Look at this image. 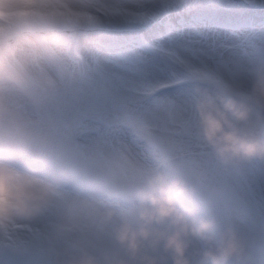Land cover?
<instances>
[{
  "label": "rangeland",
  "instance_id": "obj_1",
  "mask_svg": "<svg viewBox=\"0 0 264 264\" xmlns=\"http://www.w3.org/2000/svg\"><path fill=\"white\" fill-rule=\"evenodd\" d=\"M20 2L26 6L12 12H0V69L5 45L13 41L21 42L27 35H38L44 40L49 63L41 71L47 78L28 80L16 92L6 90L0 84V93L8 96L15 109L26 113L20 117L22 122L16 124L11 118L19 117L12 115L10 109L0 107V155H8L9 165L15 161L23 165L25 157L34 161L39 170L53 171L62 163H74L70 159L72 153L69 144L78 145L80 134H69L71 124L84 126L85 134L95 131L90 124L91 119L99 117V104L83 106L74 118L71 110L63 114L62 118L56 120L59 128L53 131L47 126L52 121H40L43 110L39 105L43 100L37 87L41 80L45 86L68 87L70 91L78 90L84 85L92 86L89 88L91 94L98 92L104 96L99 90L103 88L101 77H107L106 71L95 66L96 59L88 61L85 57L77 56L73 50L76 45L95 48V56H102L103 51L106 52L108 57L104 61L113 70L124 71L133 77L148 75L142 65H149L153 68L151 72L158 71L167 78L163 80L166 86L181 81V85L186 88L188 84L192 85L188 75L192 73L201 75L199 77L212 87H225L237 76L264 67V0ZM164 4H167V11L161 8ZM97 40L119 42L122 47H116V53L112 54L96 42ZM146 47L154 50L155 55H149L153 51L142 57H134L130 53H142ZM156 51L160 57L156 56ZM154 61L159 65L164 64L166 69H160L157 64H153ZM108 82L110 108L116 99L113 91L119 90L122 85L113 80ZM154 85L143 86L138 83L131 85V88H125L141 100L135 103L133 99L132 106L126 111L122 108H111V112L118 117L114 122L119 121L121 125L125 124L130 130L145 137L177 174L189 181L195 189L193 204L208 219L216 220L218 210H222L224 216L229 217L224 223L229 221V225L233 227L242 228L239 222L241 216L248 219L250 231L255 235L252 233L251 236H243L246 252L259 253L258 256L264 258V244L261 248L257 247V243L264 241V159L253 158L226 167L214 158L211 149L202 142L181 148L177 145L172 147L183 138L192 140L196 136L194 131L189 132L193 126L197 131V125H194L196 115L193 91L192 88L173 90L187 99L189 108L185 110L181 120L161 119L159 122L144 124L135 114L140 112L151 115L150 106L156 98L152 101L150 98L162 87ZM6 124L14 129L7 136L4 131ZM129 133L123 132V127L121 128L120 134L130 142ZM24 135L34 139V143L26 142L22 137ZM100 136L102 139L98 138L97 142L105 140L109 143L107 131ZM165 140H169L171 145L160 144L166 142ZM3 159L0 157V161ZM0 165L3 166L2 163ZM10 169L17 170L11 165ZM92 186L126 195L117 183L106 182L100 178L90 185ZM223 196H229V201L233 204L225 205L222 202ZM247 211L251 213V217L247 216ZM195 263L197 260L193 263L191 261V264ZM246 264H251V260L246 259Z\"/></svg>",
  "mask_w": 264,
  "mask_h": 264
},
{
  "label": "clouds",
  "instance_id": "obj_2",
  "mask_svg": "<svg viewBox=\"0 0 264 264\" xmlns=\"http://www.w3.org/2000/svg\"><path fill=\"white\" fill-rule=\"evenodd\" d=\"M44 40L27 35L5 45L0 84L16 92L38 80L48 66ZM195 99L197 134L224 166L264 159V67L212 87L189 73ZM5 136L14 129L5 125ZM7 202H0V264L23 257L19 241L30 234L14 225L39 227L49 237V264H191L189 238L205 244L210 264H246V241L231 225L198 219L194 187L180 175L158 169L126 172L124 161L109 155L82 165L62 163L47 175L31 159L10 170L5 157ZM117 183L127 212L102 206L91 196L97 179Z\"/></svg>",
  "mask_w": 264,
  "mask_h": 264
},
{
  "label": "bare ground",
  "instance_id": "obj_3",
  "mask_svg": "<svg viewBox=\"0 0 264 264\" xmlns=\"http://www.w3.org/2000/svg\"><path fill=\"white\" fill-rule=\"evenodd\" d=\"M21 0H11V2H6L4 0H0V12H12L13 10L17 8H24L26 6L25 3L20 2ZM2 17V15H1ZM74 53L78 56L85 57L88 61L95 60V66L101 69L102 71H106V78L101 77L103 88L99 90V92H103L104 96L100 93H90L89 88H92V86H82L78 90H72L70 91L68 87H62V88H52L49 86H45L42 83V80L40 81V84L38 85V93L43 100V103L39 105L40 109L43 110V117L40 121L49 120L52 121L51 124L47 125L48 129L50 131H53L57 128H59V124L56 121L59 118L63 117V114L68 113L70 110L72 111L73 118L77 115L80 108L86 105H93V104H99L101 105V110L99 113L98 118L91 119L90 126L91 129H95L92 134L88 133L85 134L83 131L85 130L84 126H77L72 125L70 126L69 134H73L75 132H78L80 134V138L78 140V148L70 143V151L72 154L70 159L76 163L77 165H82L88 158L95 157L98 160L103 159L106 156L109 155H115L118 156L121 160L124 161L125 165V171L126 172H135L137 170H143V169H150L149 164L146 162L142 156L138 154V152L135 150V148L132 146L130 142H128L121 134V124L119 121L114 122L118 119L116 117V113L111 112V108H122L123 110H127L130 108L133 104V99L135 103L137 101H140L141 99L135 94L125 90V88H131V85H138L141 84L143 86H149V85H157L161 82H164L163 80L167 79L164 75H161L158 71H153V68L149 65H142L143 68L148 72V75H145L144 77L137 78L131 76L129 73H126L121 70H113L112 66L105 62V58L108 57L107 53H103L102 56L94 55L95 48L89 46H81L76 45L74 48ZM157 52V51H156ZM134 57L138 56H146V53H141L139 51L133 52L135 55L130 52ZM165 54V53H164ZM156 56L160 55L156 54ZM153 64H157V62L154 61ZM152 64V66H153ZM139 66V65H138ZM157 66L160 69H166V66L164 64H157ZM198 75V74H197ZM42 79L47 78L43 73L40 75ZM201 76V75H199ZM206 79L212 80L210 77L203 75ZM108 80H113L115 83H118L119 85H122L119 90H114L113 93L116 97L115 100L111 103L110 108L108 107L109 104V97L110 94L108 93L109 89V82ZM193 86L191 84H188L187 89H191ZM160 92H158L159 94ZM65 94V95H64ZM62 95V96H60ZM113 95V94H112ZM157 94L153 95L150 98V101L154 100ZM7 95L0 93V107L3 109H10V113L14 115L15 117L19 118H11L14 123H20L22 122L20 117H22L23 114L26 115L25 111L15 109L14 106L10 103L9 98H7ZM188 104L186 96H182L180 93H167L165 95H160L158 98H156V101L151 104L150 111L151 115L149 114H143V113H136L135 117L143 122L144 124H151L153 122H159L158 120L161 119H170L173 121H179L181 118L184 117L185 110H188ZM0 114H2L0 112ZM112 119V120H111ZM27 123L28 121L25 120ZM114 122V123H113ZM46 123V122H45ZM194 125H197V120L195 118ZM106 131L108 132V136L110 137L109 143L101 140L97 142L98 138L102 139L100 136L101 134H105ZM195 132L196 136L192 140H187L186 138H183V140H180L178 143H174L172 147H176V145L181 148L183 146H190L191 143L198 144L201 142V140L198 138L197 131H195L194 126L191 127L189 132ZM24 137L26 142L34 143V139L28 138L25 135ZM16 139V138H15ZM17 140V139H16ZM143 140L145 142H149L146 140L145 137H143ZM18 141V140H17ZM166 142H160L161 145H171V142L169 140H165ZM68 145V146H69ZM39 148V147H38ZM51 148V147H49ZM149 157L153 158L154 160L152 163L156 161V158L162 160L165 162V160L157 153V151H152L149 154ZM170 157V156H169ZM151 163V164H152ZM150 164V165H151ZM164 164V163H159ZM158 165H156L157 168ZM3 166H0V202H7L9 199L6 195L5 188L6 185L3 181ZM93 188V187H90ZM229 196H223L222 202L225 203V205L233 204L232 201H229ZM128 210V209H127ZM127 210H117V212H127ZM197 212L199 210L197 209ZM218 215L216 221L220 223H224V221L229 219L228 216H224V213L222 210H218ZM251 213L247 211V216L251 217ZM250 219V218H249ZM225 223L229 224V221H226ZM249 223V222H248ZM14 228L18 231L27 232L30 234L29 238L26 240L19 241L20 246L24 249V255L23 257H13L11 258L12 264H49V237L46 233H44L39 227H30L26 225H14ZM242 236H251L253 234L246 231V227L240 226L234 227ZM255 235V234H254ZM189 251H188V259L194 262V260L199 261L203 258V251L199 239L195 237L189 238ZM264 241L262 240L260 243H257V247L261 248L263 246ZM250 246V245H249ZM256 246V245H251ZM259 254V253H258ZM257 253H248L246 252V259L251 260V264H264V258H260ZM251 256V258L249 257ZM262 260V262H260Z\"/></svg>",
  "mask_w": 264,
  "mask_h": 264
}]
</instances>
